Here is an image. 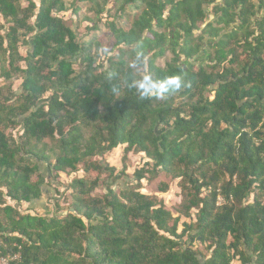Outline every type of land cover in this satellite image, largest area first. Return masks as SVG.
Wrapping results in <instances>:
<instances>
[{"label":"trees","instance_id":"obj_1","mask_svg":"<svg viewBox=\"0 0 264 264\" xmlns=\"http://www.w3.org/2000/svg\"><path fill=\"white\" fill-rule=\"evenodd\" d=\"M111 2L135 14L107 23L116 54L98 63L100 45L60 14L88 5L98 18ZM0 18V259L264 264V0H0ZM121 146L116 176L97 158ZM129 153L147 161L116 193ZM161 173L180 179V214L196 210L180 232L140 193ZM60 176L65 215L23 210Z\"/></svg>","mask_w":264,"mask_h":264},{"label":"rangeland","instance_id":"obj_2","mask_svg":"<svg viewBox=\"0 0 264 264\" xmlns=\"http://www.w3.org/2000/svg\"><path fill=\"white\" fill-rule=\"evenodd\" d=\"M217 3L221 0H215ZM66 3H70V0H66ZM26 5V2L23 3ZM79 11L77 14H73L71 11L60 14V16L65 20L67 25L72 28L76 33L78 41L81 43L84 42H94L100 45L98 49V63H103L107 57L108 53L116 54V50L113 48V39L107 29L108 22H114L115 25L122 28H127L133 15L135 14L134 10H126L125 13L118 11V7L113 5V2L109 3L106 6V11L99 16L95 17V14L92 11H89L88 5H79ZM211 11V8L208 9V13ZM86 18L91 19L93 22H89ZM208 21L212 20V15L209 13ZM97 22L96 29L93 28V23ZM95 44L92 45V51H95ZM171 58L167 54L164 58L157 60V65L163 67L164 64ZM21 84V80L12 81V89L18 90ZM2 82L0 81V86ZM124 158V147H118L115 150L105 154L104 156L97 158L101 163H106L109 166L115 168V175L117 176L119 172L123 169ZM147 160L143 155H134L129 153L126 156V161L124 162L126 170L125 175L116 180H108L111 188L118 193L124 188L134 185L133 174L137 169H140L144 166V163ZM77 176L79 178L84 177V173L79 170ZM86 176V175H85ZM93 177V175L91 176ZM107 175L101 177V182L106 180ZM70 179H67L66 176H60L58 180H51L49 182V193L48 195H43L38 203H33L30 205H23V210H28L30 214L52 216L57 213L58 215H65L71 203L70 191L65 189V186L69 184ZM113 182V183H112ZM166 186L167 190L162 192V188ZM106 193V187L102 184L94 191L93 196H103ZM140 193L151 197L156 200L157 204H160L167 210L173 218L179 219L178 232L183 229V223H192L195 221L196 210L190 211V218L182 216L180 214L181 203H182V193L180 188V179L173 180L170 176H167L163 173L156 176L153 180L141 181ZM207 191L203 192V196ZM253 195L250 197L249 201H252ZM223 201L221 198L218 199V204H222ZM59 207L60 211H58ZM198 251L206 254L204 248L200 245L195 246ZM231 264H239V262L234 261Z\"/></svg>","mask_w":264,"mask_h":264},{"label":"built area","instance_id":"obj_3","mask_svg":"<svg viewBox=\"0 0 264 264\" xmlns=\"http://www.w3.org/2000/svg\"><path fill=\"white\" fill-rule=\"evenodd\" d=\"M18 256L15 257H6V258H1L0 259V264H8L10 261L17 259Z\"/></svg>","mask_w":264,"mask_h":264},{"label":"crops","instance_id":"obj_4","mask_svg":"<svg viewBox=\"0 0 264 264\" xmlns=\"http://www.w3.org/2000/svg\"><path fill=\"white\" fill-rule=\"evenodd\" d=\"M0 23H1V18H0ZM48 191V190H47ZM47 191L45 192V195H48ZM35 203H38V202H35Z\"/></svg>","mask_w":264,"mask_h":264}]
</instances>
